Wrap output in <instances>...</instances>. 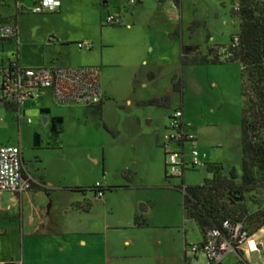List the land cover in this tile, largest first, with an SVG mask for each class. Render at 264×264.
<instances>
[{
    "label": "rangeland",
    "instance_id": "1",
    "mask_svg": "<svg viewBox=\"0 0 264 264\" xmlns=\"http://www.w3.org/2000/svg\"><path fill=\"white\" fill-rule=\"evenodd\" d=\"M62 1L59 12L34 13L29 11L33 1L27 0L23 3L26 10L17 14V0H0V26L18 23L21 32L19 48L16 39L10 43L0 38V69L8 67L10 61L29 66V61L50 55L52 47L44 45L50 33L56 35L52 39L67 40L64 48L56 50L63 56L90 55L93 50L86 47L81 50L77 43L94 42L97 49V44L104 40L112 45L102 51V56L118 64L111 68L102 66L101 78L106 86L115 89V98L105 100L102 112L91 113L81 104H61L64 126L60 133L45 126L44 120L39 118V123L43 124L38 130L42 147L34 145L36 119L33 116H23L20 120L16 112L0 107V145H21L26 157L32 150L42 154L50 177L59 185L115 186L113 191H106V197L111 196L117 206L133 197H150L157 205L156 224L168 225L156 227L152 240L161 239L166 243L162 245L163 257L174 253L183 262L184 236L182 238L177 227H181L182 232L188 230L190 243L201 240L203 234L196 221L184 220V196L174 188L181 183V178L168 180L165 173L166 161L170 165L169 156L165 157L166 144L172 150L179 149L165 139L171 132L169 114H174L183 100L182 94L173 89V77L178 75L184 79L183 105L187 120L193 126V134L202 140L201 144H194L208 151L209 145L217 142L212 148L223 161L225 173L235 167L240 181L244 105L241 64L181 65L183 44H194L202 53H207L210 46L229 45L231 37L240 30V21L233 15L239 0H147L134 6L129 4L130 0H108V4L105 0ZM121 1L129 10L126 6L120 10ZM119 14L120 24L108 23L110 17ZM128 25L132 29H128ZM147 43L154 46V52L147 51L146 46L140 51L154 66L155 79L144 89L141 86L144 72H135L132 56L138 45ZM153 93L161 96L169 93L171 107L138 102ZM192 145L186 144L187 160L191 159ZM125 169L135 173L132 182L124 178ZM167 171L173 176L170 166ZM208 177L207 168L200 166L186 170L184 180L186 185L193 186L203 184ZM87 194L95 196L93 191ZM144 205L147 203L140 202L139 208L142 210ZM258 207L251 204L252 210ZM260 208L264 210V202ZM168 247L170 249H165ZM234 256L230 255L225 262L233 261ZM236 256L235 264H246L238 254ZM253 258L257 260L258 254ZM202 259L198 262L188 254L189 263L197 264Z\"/></svg>",
    "mask_w": 264,
    "mask_h": 264
},
{
    "label": "crops",
    "instance_id": "2",
    "mask_svg": "<svg viewBox=\"0 0 264 264\" xmlns=\"http://www.w3.org/2000/svg\"><path fill=\"white\" fill-rule=\"evenodd\" d=\"M32 1L34 6L37 0ZM60 1L61 7L56 12L61 11L63 7V1ZM145 1L147 0H134V2L130 0L129 4L133 6L136 4L141 5ZM104 2L108 4V0ZM123 4V1H121L119 4L120 10L122 6H126ZM127 7L129 6H126V9L129 10ZM23 9L26 10L25 5H23ZM31 9H29V11H31ZM113 17L116 19L117 23L120 24L122 22L121 14ZM9 24L18 27V34L4 41L12 43L14 39H16L19 48L21 35L19 25L17 23ZM128 29H132V26L130 27V25H128ZM53 34L54 33H50L47 36L44 40V45L52 47L51 50L53 52L55 51V53L52 52L50 55H43L42 59L39 61H29V66L22 65L20 61L14 63H18L21 68L25 69H37L49 66L76 67L95 65L101 68V74L102 66L105 65L104 67L111 68L118 64L111 60L107 61L102 56V51L112 45L106 43L104 40H101L97 44V49H95L96 44L94 42H91V46L86 47L94 51L90 55L85 54L78 57L63 56L61 51L56 50L61 47L64 48L67 40L52 39L56 38L54 37L56 35ZM145 46L147 51L154 52V46L149 43L143 44L142 46L138 45L137 50L132 56V63L134 64L133 68H137L135 72H144L141 86L144 89H148L155 79V74L153 73L154 66L149 64L148 60L144 58L140 51V48H144ZM190 48H196V45L191 44L185 46L183 44L181 59L184 49L189 55L202 53L197 48L195 52H190ZM80 49L83 50L85 48ZM58 54L62 56L60 57ZM11 62L13 61H10V63ZM182 67L184 66L182 65ZM136 74L139 76V73ZM174 77L179 76L174 75ZM102 87L104 104L101 112L104 110L105 100L111 99L112 97L115 98L116 95L115 89L106 86L103 81ZM165 95H169V93ZM183 96L184 94H182V104L176 107V109L183 110L185 122L188 124L185 131L193 134V126L187 120L185 107L183 105ZM154 97H161V94L153 93L151 96H146V98L138 100V102L147 101ZM60 105L61 103L55 100L54 93L51 89H43L36 95L26 99L24 103L19 106L18 110L13 111L16 112L20 120L23 116L27 115H29V117L33 116L36 119L34 125L35 137L36 135L39 136V142L37 144L34 138V145L42 147V135L38 130H40L43 124L41 122L39 123V118L43 119L47 116L48 119L45 121L44 125L50 126L51 129L55 117H62L64 121V110ZM0 107H6V109L9 110L6 106V102L2 101L1 98ZM86 107L91 113L94 112L92 106ZM172 115L173 113H170L169 118H171ZM193 135V140L185 141L184 144L181 145L175 144L179 148L175 151L184 153V155L181 156L182 164L186 167L191 164V159L187 160L185 157L187 143H193L192 149L197 148L201 153L206 154L204 158V167L209 164L223 163V161L219 159L214 148H212V144H218L217 142L213 141L211 146L209 145L207 151L203 149L206 147L203 146V148H201L198 146V144L202 142L199 136ZM194 143L198 144L195 145ZM19 146L21 147V145ZM213 147L215 146L213 145ZM21 149L24 175L25 177H32L35 179V184L39 187L33 185L31 189L21 193L11 191L0 192V261L15 260L22 262V264H196L189 263L188 261V254L191 253L198 262L203 258L202 262L197 264H205L208 262L205 252H193L191 250L192 246L203 243V236L201 240L190 243L188 240V230L186 229L182 232L181 227L177 228L182 238L184 236L185 252L183 262L178 255L172 254L171 252H169L171 253L170 256L166 258L163 257L161 253L163 249L162 245L166 243L161 239L152 240V235L155 234L156 227H167L168 225H165L167 223L162 225L156 224L157 205L150 197H133L130 198L128 202H124L121 206H117V203H114L111 196L106 197V192L101 197H97L96 194H94L95 196L92 198L87 193L83 194L74 191L73 188L75 187L72 185L57 184L54 179L50 177L48 166L42 154L35 153L32 150L31 152L29 151V157H26L24 149L22 147ZM233 168L235 169V167L231 169ZM167 169L168 167L166 166V175L168 174ZM101 186L106 187L105 185ZM86 201L92 204L89 211L79 207L85 206ZM143 201L147 203V206L145 205V210L139 208L140 202ZM137 217L145 220V224L141 226L135 225ZM179 219L182 221L181 217H179ZM184 220H186L185 214ZM263 238L264 234L262 235V240ZM165 249H170V247ZM236 254H238L246 264H264V250L262 255H260L255 248V240L253 238L238 252H231L226 255L222 259V264L237 263L238 258ZM254 254H258L257 260L253 258ZM230 255H235L233 261L225 262V259L230 257Z\"/></svg>",
    "mask_w": 264,
    "mask_h": 264
},
{
    "label": "trees",
    "instance_id": "3",
    "mask_svg": "<svg viewBox=\"0 0 264 264\" xmlns=\"http://www.w3.org/2000/svg\"><path fill=\"white\" fill-rule=\"evenodd\" d=\"M238 10L233 15L240 21V30L237 35L231 37L227 46H210L207 53L189 55L185 49L182 54V65H215L239 62L242 66V96L244 99L242 111V178L239 181L236 170L233 168L225 173L221 163L209 164L205 167L213 177L205 179L201 185L188 186L185 184L184 175L186 170H196L190 164L186 167L182 164L181 175L169 176L181 178V183L174 188L181 191L184 196V214L186 219H192L199 225L203 234V247L206 242L207 230H218L221 237L229 238L230 229L224 226L226 221L232 225L242 222L247 231L253 233L264 225V210L260 204L264 202V0H239ZM19 14L24 9H17ZM48 13V12H46ZM18 16H16L17 19ZM115 24L117 22H108ZM18 24V23H17ZM119 24V23H117ZM234 36L239 37L238 43L234 42ZM9 40V39H3ZM10 64L19 65L11 62ZM175 91L184 94L183 77L173 78ZM161 108L171 107V96L164 95L154 97L143 102ZM104 99L97 105L92 106L94 112H101ZM10 111H16L19 105L15 102H6ZM63 118L55 117L52 129L55 133L63 130ZM35 141L38 144L39 136ZM168 153L165 152V157ZM166 166L168 163L166 161ZM135 173L130 169L123 171L124 178L132 182ZM39 187L37 184H33ZM116 187L93 186L91 188L75 187L74 191L86 194L93 191L96 194L103 190L113 191ZM98 197V196H97ZM251 204L258 205V209L252 210ZM78 205V204H77ZM83 210L89 211L91 202H85ZM145 220L136 218L135 225L141 226Z\"/></svg>",
    "mask_w": 264,
    "mask_h": 264
},
{
    "label": "built area",
    "instance_id": "4",
    "mask_svg": "<svg viewBox=\"0 0 264 264\" xmlns=\"http://www.w3.org/2000/svg\"><path fill=\"white\" fill-rule=\"evenodd\" d=\"M26 0H17V9H23ZM134 2V0H133ZM61 7L60 0H37L33 8L34 13L56 12ZM239 5L234 6L238 10ZM116 19L112 16L109 22ZM18 34L16 25L3 24L0 26V38L10 39ZM239 37L234 36V42L238 43ZM91 42H79L80 48L91 46ZM43 89H51L55 100L61 104H81L85 106H95L103 100V87L101 81V68L95 65L84 66H49L37 69H25L19 65L10 64L6 68L0 69V98L4 102H15L21 106L26 99L36 95ZM184 113L182 109H176L170 118L171 132L165 135V139L170 143L184 144L185 141L193 140L194 135L187 133ZM169 156V166L172 175H181V156L184 153L172 150L167 143L165 146ZM191 164L193 166H204L205 153H201L197 148L190 152ZM36 182L32 177H25L22 149L19 145H0V192L11 191L21 193L29 190ZM97 186H101L99 183ZM104 195L100 190L97 196ZM224 226L230 229L229 238L221 237L218 230H207L206 242L203 247L192 246L193 252H205L208 262L205 264H222V259L231 252H238L250 240H255V248L262 255L264 242V225L256 231L250 233L242 222L231 224L229 221ZM0 264H22L19 261H0Z\"/></svg>",
    "mask_w": 264,
    "mask_h": 264
},
{
    "label": "water",
    "instance_id": "5",
    "mask_svg": "<svg viewBox=\"0 0 264 264\" xmlns=\"http://www.w3.org/2000/svg\"><path fill=\"white\" fill-rule=\"evenodd\" d=\"M195 51H196V48H190V52H195ZM47 119H48V117L45 116V117L43 118L44 122L47 121ZM209 177H213V174H209ZM145 207H146L145 205L142 206V210H145Z\"/></svg>",
    "mask_w": 264,
    "mask_h": 264
}]
</instances>
